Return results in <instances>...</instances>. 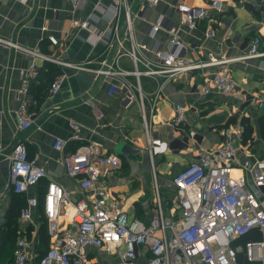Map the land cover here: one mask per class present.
<instances>
[{
    "label": "crops",
    "instance_id": "0c3cea01",
    "mask_svg": "<svg viewBox=\"0 0 264 264\" xmlns=\"http://www.w3.org/2000/svg\"><path fill=\"white\" fill-rule=\"evenodd\" d=\"M181 1L162 0L148 10L144 18L133 19L135 41L147 46L144 53L148 58L156 59L153 52L156 48L157 51L183 53L192 61L196 60L199 46V54L204 59L209 53L239 56L247 53L250 41L255 36L261 38V51L264 52V0H221L222 12L210 10V16L216 22L204 19L195 30H184L179 26L174 7ZM184 1L190 6L207 8L213 0ZM127 2L133 10L139 8L140 0ZM247 2L254 3L255 8L250 10ZM113 3L114 0H89L82 8H75L71 0L0 2V39L5 41L0 42V264L14 262L13 247L15 245L16 248L20 237H26L28 241L30 256L27 264H38L40 256L49 247L47 230L41 219L43 203L41 201V207L34 210L30 222L21 220V208L28 196L35 195L41 199L50 181L61 183L69 191L72 201L79 199L78 182L67 175L62 161L66 153L83 143H96L107 153H115L122 141L134 148V153L120 156L122 167L111 175L110 182L119 193L120 204L131 218L145 223L151 218L155 197L153 199L145 182L150 164L143 159L144 154L148 158L144 120L138 104L126 108L124 93L120 89L123 81L136 82L133 76L125 79L106 78L94 72L76 71L55 64L61 69L60 75L64 76L60 90L52 95L48 90H43L42 81L33 83L31 93L38 94L37 104L31 107L34 125L20 132L19 138H14L19 108L17 91L21 85L19 71L28 67L32 59L20 48L50 54L65 62L93 61L90 67L97 68L99 62L109 57L106 42H89L90 31L79 28L76 23L88 20L91 32L108 35L114 29L108 14ZM157 22H160L162 29L152 39L149 31L151 25ZM119 24L123 34L124 15ZM170 28L179 30L184 49L170 44L167 32ZM208 28L215 30L214 37L205 36ZM50 36L57 40V45L50 43ZM44 64L39 62L40 69ZM120 66L132 69L130 59L125 56L120 58ZM217 71L218 68L212 67L203 72H190L176 81L165 83L159 95L153 116V137L167 143L168 148L154 157V164L155 174L162 180L163 207L167 217L172 215L173 176L196 161L202 151L218 146L223 141L225 127L247 119L253 127L248 140L253 157L264 158V137L260 128V118L264 112L256 110L253 105L243 104V97L264 90V57L248 59L232 66V77L243 97L224 96L216 91L203 96V85ZM141 83L150 101L158 85L147 78H143ZM111 85L118 88L114 94L110 93ZM148 100L146 107L149 106ZM176 103L187 109V121L178 130L172 127ZM73 122L80 126V141L72 139ZM184 135L189 137L187 141ZM57 139L67 142L64 151L54 148ZM15 142H23L30 158L46 171V178L37 188L22 196L24 199L13 192L9 182L7 163L11 154L9 150ZM239 156L242 158L243 154L239 153ZM164 163L165 173L161 175L158 168ZM170 174L173 175L171 180L164 178ZM63 220L65 225L68 216ZM88 253L96 264H121L117 256L106 250L88 249ZM141 254L138 262L133 264L144 263L146 253L142 250Z\"/></svg>",
    "mask_w": 264,
    "mask_h": 264
},
{
    "label": "built area",
    "instance_id": "2783aa9c",
    "mask_svg": "<svg viewBox=\"0 0 264 264\" xmlns=\"http://www.w3.org/2000/svg\"><path fill=\"white\" fill-rule=\"evenodd\" d=\"M3 1L8 0H0ZM88 1L71 0L75 8H82ZM161 1L140 0L139 8L133 10L127 0H114L108 9L114 29L108 35L91 32L88 20L76 23L79 28L90 31L89 42L94 44L104 40L109 53L113 46L117 47L111 63L105 59L99 62L97 68L90 67L93 61L65 62L50 54L20 48L32 59L28 67L19 71L21 85L17 91L19 108L14 138H19L20 132L34 125L31 107L37 102L31 88L39 77V62L54 63L76 71H90L106 78L125 79L133 76L136 82L123 81L120 89L124 93L126 108L136 103L141 110L156 182L154 207L149 222L145 223L129 216L120 204L119 193L111 185V175L122 167L120 156L103 152L93 142L83 143L66 153L62 163L67 175L78 182L79 199L72 201L69 191L61 183L50 181L41 199L35 195L27 197L20 215L23 222H30L34 210L41 207L42 201L49 248L39 264H96L89 257L88 249L106 250L117 256L121 264L138 262L142 250L146 253L143 264H264V158L253 157L252 147L245 139L246 127L243 122L238 120L225 127L223 141L218 146L202 151L196 161L173 176L170 217L164 214L162 189L158 185L154 164V157L165 152L168 145L154 138L152 131L153 116L163 85L190 72L218 68L203 85V96L216 91L224 96L243 97L232 77V66L248 59L264 57L261 38L253 37L247 53L239 56L209 53L204 59L199 54V46L196 60L191 61L183 53L157 51L154 48L156 59L152 60L144 53L147 46L135 41L133 19L144 18L147 11ZM247 3L250 10L256 6L252 2ZM174 9L180 28L195 30L204 19L216 22L211 18L210 10L222 12L223 6L221 0H213L207 8L190 6L183 0ZM122 15L125 16L123 34L119 24ZM161 29L160 22L152 24L150 38L155 39ZM167 32L170 44L184 49L179 30L170 28ZM205 36L214 37L215 30L208 28ZM49 41L53 45L58 44L53 36L49 37ZM0 42L5 41L0 39ZM123 56L130 59L132 69L120 66ZM143 78L153 80L158 85L150 101L142 88ZM63 79V75L55 78L50 94L54 95L60 90ZM117 89V86L111 85L110 93L114 94ZM243 98V104L253 105L256 110L264 112V90ZM146 100L149 101L148 107ZM186 113L184 105H174L173 129L178 130L187 121ZM71 126L74 131L72 139L80 141V126L74 122ZM188 138L184 135L186 141ZM66 147L65 140L55 141L56 150L64 151ZM239 153L243 154L242 158ZM7 165L9 182L15 194L27 195L46 178L45 169L30 158L23 142H19L10 154ZM66 216L68 221L63 225ZM253 231H257L260 238L242 243L241 240ZM29 256L27 238L20 237L13 264H27Z\"/></svg>",
    "mask_w": 264,
    "mask_h": 264
},
{
    "label": "trees",
    "instance_id": "16d2710c",
    "mask_svg": "<svg viewBox=\"0 0 264 264\" xmlns=\"http://www.w3.org/2000/svg\"><path fill=\"white\" fill-rule=\"evenodd\" d=\"M61 74V69H60V67H58L57 65H55V64H53V63H45L44 64V66H43V68L42 69H40V72H39V77H38V79H37V81H42L43 82V90L44 91H50V87H51V85H52V83H53V81L55 80V78L57 77V76H59ZM35 82V81H34ZM33 82V83H34ZM32 87H33V84H32ZM31 92H32V90H31ZM32 95H34L33 93H32ZM36 96H38V94H36V95H34V98H35V100H37V98L38 97H36ZM38 101V100H37ZM242 122H243V124L245 125V127H246V130H245V139L246 140H249L250 139V137H251V134H252V132H253V127L250 125V123L248 122V120L247 119H243L242 120ZM260 128H261V133H262V136L264 137V115L260 118ZM77 148V147H76ZM75 148V149H76ZM74 149V150H75ZM73 150V151H74ZM41 184V183H40ZM47 187V186H46ZM18 197H20V198H23L22 196H24L23 194L21 195V194H16ZM44 195V194H43ZM24 199V198H23ZM27 200V199H26ZM24 202H26V201H24ZM26 206V203H24V205H23V207L21 208V211H22V209L24 208ZM41 219H42V221H43V225L46 227V230H47V223H46V218H45V216H44V210H43V208H42V214H41ZM14 224V223H13ZM14 227L15 228H17L16 226H15V224H14ZM260 238V234L257 232V231H253V232H251L250 234H248L246 237H244L242 240H241V242L242 243H245V242H247V241H249V240H257V239H259ZM49 248V247H48ZM48 250V249H47ZM46 250V251H47ZM46 251L43 253V255L46 253ZM42 255V256H43ZM42 256H40V258H39V262H40V260H41V258H42ZM39 262H38V264H39Z\"/></svg>",
    "mask_w": 264,
    "mask_h": 264
},
{
    "label": "rangeland",
    "instance_id": "374dc122",
    "mask_svg": "<svg viewBox=\"0 0 264 264\" xmlns=\"http://www.w3.org/2000/svg\"><path fill=\"white\" fill-rule=\"evenodd\" d=\"M148 158L146 157V155L144 154V160H146V162L148 163V164H150V168L152 169H150L149 168V173H148V175H147V178H146V180H145V182H146V185L149 187V190H150V192L152 193V195H153V199H154V197L156 196V193H155V185H156V182H155V177H154V174H153V168H152V164H151V159H150V155H149V152H148ZM165 166H166V163H164L161 167H159L158 168V172H159V174H161V175H164V173H165V171H164V168H165ZM126 167V166H125ZM173 175L172 174H170L169 176H165L164 178H168V180L172 177ZM157 177V181H158V185H159V187H161V183H162V180H161V177L159 178L158 176H156ZM160 179V180H159ZM171 180V179H170ZM14 249H15V245H14V247H13V251H14ZM12 264H13V261L11 262Z\"/></svg>",
    "mask_w": 264,
    "mask_h": 264
},
{
    "label": "water",
    "instance_id": "95a60500",
    "mask_svg": "<svg viewBox=\"0 0 264 264\" xmlns=\"http://www.w3.org/2000/svg\"><path fill=\"white\" fill-rule=\"evenodd\" d=\"M117 47L116 45L112 47V49L110 50V53H109V57H108V63H111L112 61V58L115 54V51H116ZM102 77V76H101ZM102 79L98 80L97 83H96V88L97 86L99 85V83L101 82ZM94 92L91 93V95L93 94ZM19 144V142H15L13 144V146L10 148L9 150V154L13 152V150L17 147V145ZM135 150L134 148L129 145L128 143H126L125 141H122L120 142L119 144V147L117 146V149H116V152L115 154L118 155V156H127L131 153H134Z\"/></svg>",
    "mask_w": 264,
    "mask_h": 264
}]
</instances>
